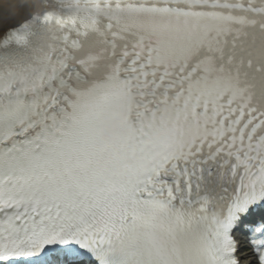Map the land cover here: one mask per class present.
<instances>
[{
	"label": "snow or ice",
	"instance_id": "obj_1",
	"mask_svg": "<svg viewBox=\"0 0 264 264\" xmlns=\"http://www.w3.org/2000/svg\"><path fill=\"white\" fill-rule=\"evenodd\" d=\"M0 264H264V0H0Z\"/></svg>",
	"mask_w": 264,
	"mask_h": 264
}]
</instances>
